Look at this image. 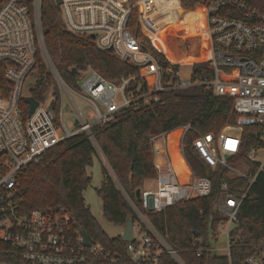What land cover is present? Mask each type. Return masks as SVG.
Returning a JSON list of instances; mask_svg holds the SVG:
<instances>
[{
	"label": "built area",
	"instance_id": "obj_1",
	"mask_svg": "<svg viewBox=\"0 0 264 264\" xmlns=\"http://www.w3.org/2000/svg\"><path fill=\"white\" fill-rule=\"evenodd\" d=\"M56 1L53 0L66 29L92 40L98 50L138 68L146 92L140 87L128 91L132 78L113 83L90 67L78 71L77 87H72L58 73L44 46L42 0H0V245L5 246L0 247V264H117L122 256L118 251L91 240L86 247L80 232L74 237L68 235L70 218L64 208L22 212L15 201L18 179L50 148L77 135H85L101 155L93 131L96 126L112 123L120 111L131 105L156 103L162 93L195 86L211 89L216 97L230 98L237 120L218 134H202L186 124L177 128L181 133L173 141L169 138L172 131L152 137L155 177L147 180L153 186L139 189V198L128 196L113 179L133 216L134 240L125 242L123 252L134 264H157L162 256L175 264H185L180 256L182 250L172 247L156 230L149 213H161L175 204L209 196L213 190L211 173L222 168L231 178L245 179L247 190L238 197L228 192L226 182L221 183L223 195L215 211L226 220L209 237L208 249L199 240L192 246L197 257L206 250L213 254L211 242L217 243L224 234L220 252L226 254L219 256H228L231 243L236 241L231 235L239 209L257 175L264 173V159L252 177L230 164L240 152L244 128H261L258 136L264 140V13L242 0H203L196 4L195 8L202 10V33L180 31L207 38L211 76L193 82L192 74L182 78L181 66L177 70L161 67L149 46L139 43L128 29L134 10L140 14L139 24L146 39L154 40L167 28L168 25L159 27L161 19L168 17L159 0ZM176 6L185 9L180 4ZM176 6L166 10L179 21L174 14ZM157 11L161 14L154 16ZM144 18L148 19L147 30ZM170 24L168 27H172ZM38 57L51 82L44 99H35L38 106L29 116L25 99L32 96L23 95V85L36 70ZM73 96L85 103L88 113L76 105ZM22 101L27 106L25 118ZM64 106L69 108L68 115L62 112ZM69 117L74 119L71 131L66 125ZM187 150L196 158L197 170L188 160ZM259 151L264 152V146L253 149L248 159L258 162ZM175 155L182 159L183 169H176ZM228 264H233L230 259ZM239 264H264V239L256 246L255 254Z\"/></svg>",
	"mask_w": 264,
	"mask_h": 264
},
{
	"label": "trees",
	"instance_id": "obj_2",
	"mask_svg": "<svg viewBox=\"0 0 264 264\" xmlns=\"http://www.w3.org/2000/svg\"><path fill=\"white\" fill-rule=\"evenodd\" d=\"M180 1L184 8L203 2ZM242 1L264 13V0ZM174 10L179 21L168 17L173 23L172 27L163 29L152 41L140 34L136 20L137 10L131 13L128 29L141 43L149 46L161 67L177 70L183 65H193V82L201 81L205 76L210 78L208 59L202 56L207 50L206 47L203 49L207 38L199 34L195 37L187 36L180 31L184 30L191 35L202 33V10L187 11L177 6ZM158 14L161 13L157 11L154 16ZM144 23V29L147 30V18H144ZM168 23L166 17H163L159 27ZM41 28L49 57L61 77L71 86L77 87L72 68L84 71L90 67L113 83L132 78L127 90L133 91L140 87L142 92H146V83L138 77V68L98 50L94 42L85 36L70 33L53 0H42ZM37 59L35 71L39 77L31 96L42 101L48 92L51 78L40 57ZM0 79H3L1 73ZM22 109L25 118L27 106L24 101ZM237 117L230 98L216 97L211 89L195 86L162 93L156 103L140 102L131 105L120 111L112 123L103 127L96 126L93 131L95 142L116 182L128 196L135 198V192L143 182L155 177L150 143L152 137L172 131L169 138L173 141L181 133L177 128L186 124L202 134H218L225 126L234 125ZM261 130L259 127L244 128L240 152L230 161L233 167L246 164L250 177L260 167V162H252L248 156L253 149L264 146V140L259 137ZM96 153L93 143L85 135H77L58 143L22 173L15 188V201L22 212L64 208L70 218L68 235L74 237L80 231H85L89 240L121 253L117 264H134L124 257L123 251L127 243L120 236L108 237L85 204L83 194L91 184L87 169L92 166ZM187 156L195 166L196 158L188 150ZM102 177L96 193L102 202L103 216L111 224L124 226L131 212L105 166H102ZM211 178L213 190L209 196L181 202L161 213H149V216L153 226L165 240L172 247L182 250L180 256L185 264H228L229 259L233 264H239L254 255L256 246L264 239V173L257 175L239 209L236 227L231 235L236 241L231 243L229 255H213L206 250L201 257H197L192 243L199 240L202 247L208 249L209 237L226 220L215 211V206L223 195L221 183L226 182L228 192L238 197L242 196L248 186L245 179L231 178L228 171L222 168L211 173ZM2 246L5 248L0 245ZM157 264L175 263L169 257L162 256Z\"/></svg>",
	"mask_w": 264,
	"mask_h": 264
},
{
	"label": "rangeland",
	"instance_id": "obj_3",
	"mask_svg": "<svg viewBox=\"0 0 264 264\" xmlns=\"http://www.w3.org/2000/svg\"><path fill=\"white\" fill-rule=\"evenodd\" d=\"M159 6L162 8L163 12L168 16V17H174L173 14L170 12V14H168L166 8L170 10L173 9L174 6L176 5H181V1L180 0H159L158 1ZM182 6V5H181ZM196 4L192 7H187L185 9H188L190 11L196 10L195 8ZM183 7V6H182ZM158 16V15H157ZM139 19H140V14L137 11L136 12V20H137V24L140 27V34L142 35V37L144 36V33L142 32V28L139 24ZM168 26H171V24H168ZM167 26V27H168ZM131 31V30H130ZM132 32V31H131ZM146 34H148L146 31H144ZM133 34V33H132ZM146 38V37H145ZM139 43L140 40H138ZM207 48L206 53L205 51L202 53L203 57H207L208 59V45L206 42V46H203L204 48ZM207 54V55H206ZM194 70L193 65H183L180 67V72L182 75V78H187L190 76V74H192ZM39 74L37 71L33 72L25 81L24 85H23V95L24 96H31L32 90L35 88L36 82L38 80ZM79 83H82L81 81ZM73 87V86H72ZM75 102L76 105L78 107H81L82 109L85 108V103L76 97H72ZM85 113L89 112V108L86 107L84 109ZM62 112L64 113V115H68L69 113V108L67 106H64V109L62 110ZM73 124H74V119L72 117L67 118L66 120V125L69 131H71L73 129ZM256 160L260 163L263 162L264 159V152L263 151H259L256 155ZM192 164V163H191ZM102 166H105L106 169L109 172V175L112 177V179H114V174L111 172L109 166L107 165L103 155H99L98 153H96V155L93 158V163L92 166H90L87 169V173L89 174V176L91 177V184L88 187V189L84 192L83 197L85 200V204L88 206V208L90 209L91 214L94 216V218L97 220L98 224L100 225L101 229L105 232V234L110 237V238H116V237H121L122 233H123V226H118L115 224H111L109 222H107V220L104 218L103 213H102V202L101 199L97 196L96 190L100 187L103 177H102ZM192 166L197 170V166H194V164H192ZM236 169H238L240 172L242 173H248L249 169L247 167L246 164H238V166L235 167ZM148 180V179H147ZM145 180L143 182V184L141 185V187L143 189L149 188L150 185L153 186V183H151L150 181ZM224 235V234H223ZM221 235L220 240L215 243L214 241L211 242V247L213 250V254L215 255H225L226 252H220V249H222V247L225 244V239L224 236ZM218 249V251H217ZM1 255V253H0Z\"/></svg>",
	"mask_w": 264,
	"mask_h": 264
},
{
	"label": "water",
	"instance_id": "obj_4",
	"mask_svg": "<svg viewBox=\"0 0 264 264\" xmlns=\"http://www.w3.org/2000/svg\"><path fill=\"white\" fill-rule=\"evenodd\" d=\"M57 4H60L61 1L57 0L56 1ZM94 36L91 37V39H93ZM144 50H146L145 46H141ZM72 74L77 75L78 71L76 68H72L71 70ZM25 102L27 103V105L29 106V111H28V115L31 116L35 110V108L38 106V102L33 98V97H27L25 99ZM139 189L136 190L135 192V197L139 198ZM123 233L121 235V240L124 242H133V216L130 215L127 220L126 223L123 226ZM80 235L82 237V243L84 246H89V236L85 231H80Z\"/></svg>",
	"mask_w": 264,
	"mask_h": 264
},
{
	"label": "bare ground",
	"instance_id": "obj_5",
	"mask_svg": "<svg viewBox=\"0 0 264 264\" xmlns=\"http://www.w3.org/2000/svg\"><path fill=\"white\" fill-rule=\"evenodd\" d=\"M180 130V129H179ZM181 131V130H180ZM182 159H179V157H177L176 155L174 156L173 158V162H174V165L176 167L177 170L179 169H183V165H182Z\"/></svg>",
	"mask_w": 264,
	"mask_h": 264
},
{
	"label": "crops",
	"instance_id": "obj_6",
	"mask_svg": "<svg viewBox=\"0 0 264 264\" xmlns=\"http://www.w3.org/2000/svg\"><path fill=\"white\" fill-rule=\"evenodd\" d=\"M166 19H167L168 22H169L168 24L172 23V21H171L168 17H167ZM168 24H167V25H168ZM172 25H173V23H172Z\"/></svg>",
	"mask_w": 264,
	"mask_h": 264
}]
</instances>
